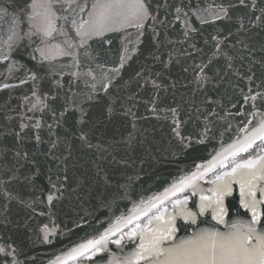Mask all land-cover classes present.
<instances>
[{
    "label": "water",
    "instance_id": "1",
    "mask_svg": "<svg viewBox=\"0 0 264 264\" xmlns=\"http://www.w3.org/2000/svg\"><path fill=\"white\" fill-rule=\"evenodd\" d=\"M86 2L89 7L79 15L70 9L58 10L57 15L86 20L93 0ZM224 2L149 0L156 19L145 21L142 35H137L135 27H127L106 33L110 44L89 40L88 63L103 65L96 69L98 79L101 71L111 76L112 68L120 69L107 94L98 80L73 75L87 68L76 67L70 56L61 55L68 38L60 33L61 27L75 38L65 21H56L58 31L51 37L24 36L29 27L20 24L16 31L23 39L6 43L10 23L0 20V181L14 175L16 179L6 186L17 196L9 201L0 195V245L16 248L18 264H51L58 257L60 264H67L79 259L70 258L71 249L115 226L117 217L131 214L143 219L149 205L141 201L154 196L163 199L170 195L165 190L177 181L203 172L213 162L215 170L221 160L226 165L234 158L229 152L244 146L258 118L241 114L252 111L242 105L241 89L245 94L249 88L257 91L264 79V27H253L249 23L252 12L243 7L232 9L230 20L201 23V18L210 21L214 5ZM12 3L23 6V0H5L3 6L10 13ZM184 5L191 8L190 12L189 7L184 9L189 12L187 27L183 15L175 19L174 7ZM197 8L205 11L196 12ZM238 16L244 17L243 28ZM212 36L223 41L219 49ZM37 49L52 59L42 60ZM125 49L130 58L120 67ZM81 63H85L83 57ZM252 73L254 82L247 80ZM32 74L38 78L29 79ZM94 83L96 88L90 91ZM5 84L10 87L4 88ZM86 94L94 99L86 101ZM170 108H176L178 118L186 121L181 124L182 135L191 136L194 143L183 152L176 148L172 119L166 111ZM80 109L87 113L85 123L79 122ZM128 109L135 118L124 114ZM37 122L39 128L34 127ZM22 123L27 127L22 129ZM205 125L211 131L199 135ZM81 131L87 132L93 147L81 142ZM16 152L21 155L17 157ZM53 184L63 192L54 207L47 203L48 194L55 191ZM44 225H48L46 242ZM113 249L109 243L107 251Z\"/></svg>",
    "mask_w": 264,
    "mask_h": 264
},
{
    "label": "snow or ice",
    "instance_id": "2",
    "mask_svg": "<svg viewBox=\"0 0 264 264\" xmlns=\"http://www.w3.org/2000/svg\"><path fill=\"white\" fill-rule=\"evenodd\" d=\"M4 2L5 0H0V20L7 19L10 23L6 43L23 39V36H20L16 31L20 24H28L29 32L24 33V36L30 37V35L42 34L43 37H51L54 32L58 31L56 21H65L69 28L74 30L75 38L69 36L68 30L63 29V26L61 27L60 33L68 37L64 42L65 48L61 49V55L70 56L74 66L78 68L86 67V71L73 73V75L82 77L85 81L88 79L98 80L106 94L112 80L119 75L120 69L112 68L110 70L111 76L101 71L98 79L96 69H102L103 65L93 67L88 63L90 58L89 49L91 48L88 41L99 40L102 43L110 44L111 40L107 38L106 33L117 32L127 27H135L139 36L143 34L141 30L145 26V21L156 19L153 15L156 9L149 3V0H93L88 11V19H82L79 22L69 15L58 16L57 11L63 12L70 9L71 12L79 15L89 7L86 0L83 4L79 3V0H30V2L23 0L22 7L16 3L11 4L13 8L11 13L7 7L3 6ZM65 5L67 8H65ZM160 6L158 4L157 8ZM169 7L172 6L169 5ZM186 7H189V5L175 6L174 11L176 20H180L182 15L186 18L187 27V18L191 8L189 7V12H185ZM236 7H243L252 12L249 23L253 27H264V0H226L224 3L215 4V10L209 13L212 19L208 21L201 18V23L214 24L216 21L230 20L232 19L230 13ZM201 11L205 10L196 9V12ZM257 12H259V15H256ZM237 20L240 27L243 28L244 17L238 16ZM32 29H35V31H32ZM191 30L198 31L195 28ZM184 35L187 36L188 32L186 31ZM228 35L231 36L232 33L229 32ZM211 39L217 41L214 47L219 49L223 41L218 40L217 36H212ZM9 47H11V44H9ZM57 47L59 48V45ZM244 47L247 48L248 46L245 44ZM261 47L264 49V45ZM37 51L40 52L42 60L52 59L43 50L37 49ZM127 51L125 49V55L120 57V67H123L125 59L130 58L127 56ZM132 51H135V49L133 48ZM215 55L216 53H213V56ZM221 55L227 54L221 53ZM81 57L85 61L83 64L81 63ZM2 59L7 60L8 57L3 56ZM231 59L232 57L228 56V60ZM209 63H211V60H209ZM204 67H207V65ZM229 67H231V64H229ZM9 70L11 71V66ZM200 71H203V68ZM261 76L264 77V73ZM37 78L35 74L29 76L31 80ZM254 78L255 73L247 76V80L250 82H254ZM105 80L108 82L104 83ZM20 83L23 84L25 81L22 80ZM153 84L155 85V82ZM156 86L158 87V85ZM3 87L8 88L10 85L5 84ZM95 88L94 83L90 91H94ZM257 88L259 89L257 91L249 88L247 94L241 89L242 105H249L252 109L250 112L241 114L258 118V121L253 126L252 135L247 139L244 146L229 152L234 157L230 166H226L221 160L219 167L221 169L227 168V170L216 172V165L213 162L203 172H193L185 176L173 184L170 189L165 190L166 193L170 192V195H165L163 199L154 196L148 201H141V204L149 205L148 211L142 213L143 221L141 215L130 214L127 217H117L115 226L104 229L96 238L72 248L70 258L73 260L77 258L92 260L97 254L106 252L109 243L123 247V242L126 240L135 241L138 238L139 243L134 251L124 259L123 264H264V149H259L256 155H249L246 159H235L240 152H248L257 140L264 142V79H262L260 85H257ZM32 95L36 96V92L33 91ZM93 99L92 95H85L86 101H92ZM238 103H241V101H238ZM35 107L34 104L33 108ZM233 107H236V105H233ZM80 111L81 120L79 122L85 123L84 117L87 113L83 109H80ZM152 111H157L155 106H153ZM166 111L172 119L173 126L171 130L174 134L176 148L183 152L186 148L194 147L192 137L182 135L181 124L186 123V121L178 118L177 109L170 108ZM108 112L109 114L112 112L111 104ZM124 114L134 117L130 109ZM164 118L167 119L168 117L165 116ZM249 123H252V121H249ZM20 127L23 129L27 125L22 123ZM34 127L39 128L40 123L37 122ZM210 131L211 129L205 125L204 133L199 135H206ZM36 139L39 140L40 137L37 136ZM79 139L86 147H93L89 142L87 132L81 131ZM132 141L133 137L130 135L128 143L131 144ZM196 142L202 143L203 141ZM54 146L55 144H53ZM232 147L230 145L229 149ZM101 151H107V149L102 148ZM15 155L19 157L21 154L16 152ZM223 159L226 160L227 156ZM208 172H213V178L208 181L212 187L206 190L209 193L206 195L204 194L205 189L200 187L198 181L203 179ZM15 179L16 177L12 175L9 176L8 181H0V195L5 200L17 199V196L9 191L6 186L7 183ZM64 179L66 180L67 177ZM234 182L240 185V207L245 209L246 213H250L249 219L241 220L237 217L227 225V231H220L216 227H197V230L192 232L191 235L181 238L179 241L174 239L175 233L178 231L175 223L176 216H181L185 221H190L191 225H197L198 215H203L206 210L211 209L212 219L217 221L218 224H226L224 217L228 215L229 210L225 206L224 198L231 195ZM62 187L63 185H61ZM52 188L55 191L48 194L47 203L54 207V201H59L63 196V192L55 184L52 185ZM186 192L188 194H184ZM258 192L260 194L259 198L257 197ZM56 193H60V195H56ZM198 194L199 203L197 204L193 200V207L198 211H194L188 208V202ZM20 202L26 203L23 200ZM169 203L175 209V213L169 211ZM26 206L31 207V204H26ZM121 224H123V227H120ZM42 231L46 233L44 236L46 242L48 225H44ZM166 241L171 242L166 244ZM0 253L4 254L3 257H0V264H18L15 258L17 250L13 245H7V247L0 245ZM51 264H60V258L58 257ZM107 264H115V261L110 260Z\"/></svg>",
    "mask_w": 264,
    "mask_h": 264
},
{
    "label": "flooded vegetation",
    "instance_id": "3",
    "mask_svg": "<svg viewBox=\"0 0 264 264\" xmlns=\"http://www.w3.org/2000/svg\"><path fill=\"white\" fill-rule=\"evenodd\" d=\"M259 149H264V142L258 141L256 142L250 150L246 153L239 154V156L235 157V159H246L249 155H256L258 153ZM234 159V158H233ZM232 159H229L226 162V166H230ZM227 170L221 169L220 167L217 168L215 171H223ZM213 178V173L209 174L208 176H204V178L201 180L200 187L205 189L204 194L207 193V189L211 188L212 185L208 182ZM184 194H188L187 192ZM259 192L257 193V197L259 198ZM193 200L196 201V203H199V194L196 197H193L188 202V208L198 211V209L193 207ZM225 206L228 208V215L224 217L226 224H218L217 221L212 219L211 209H208L205 211L203 215H198L197 218V225H191L190 221H185L183 217L176 216L175 223L178 228V231L175 233L174 239L176 241H179L181 238L187 237L192 234V232L197 230V227L204 228V227H216L220 231H227L228 230V224H230L233 220L239 219L246 220L250 218V213H246V210L240 207V185L238 183H233L232 185V193L229 196H225L224 198ZM169 211L175 213V209L172 208L171 204H168ZM144 219V218H143ZM143 219H141L143 221ZM126 231V229H125ZM171 241H166L165 243H170ZM123 247H119L115 244H113L114 251H107L103 253L97 254V256L93 257L92 260H86L79 258L75 261L69 262L67 264H107L108 261L114 260L115 264H123L124 259L132 252L134 251L136 245L139 243L138 238L135 241H128L126 240Z\"/></svg>",
    "mask_w": 264,
    "mask_h": 264
}]
</instances>
